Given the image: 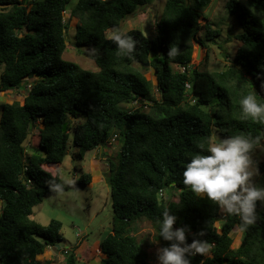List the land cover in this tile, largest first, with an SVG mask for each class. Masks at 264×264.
Segmentation results:
<instances>
[{
  "label": "trees",
  "instance_id": "16d2710c",
  "mask_svg": "<svg viewBox=\"0 0 264 264\" xmlns=\"http://www.w3.org/2000/svg\"><path fill=\"white\" fill-rule=\"evenodd\" d=\"M71 1L0 0V92L27 88L23 103L0 106V264H44L37 257L63 239L60 220L43 225L32 215L44 195L63 187L59 172L46 166L64 161L71 133L80 157L113 134L120 143L105 175L113 218L111 232L100 242V264H153L135 233L144 218L166 247L170 242L159 237L157 224L165 209L177 217L174 228L190 229L188 243L201 239L211 245L208 256L190 257L191 264H264V211L257 208V220L246 227L226 214L217 227L218 206L194 194L182 175L183 163L202 152L199 145L214 131L222 137L264 135V123L245 117L240 108L248 94L264 104V0L226 2L236 19L227 42L237 25L241 30L234 38L241 44L235 63L215 72L189 65L192 40L201 46L221 35L222 29L202 22V9L211 0H166L153 38L139 28L126 31L136 41L131 56L105 34L151 0ZM68 9V17L78 19L77 45L94 49L90 56L97 71L63 58ZM201 31L204 37L198 38ZM147 69L156 77L160 98L153 95ZM143 100L150 102L148 110L123 107ZM82 115L83 122L73 125ZM39 117L38 144L27 154L26 141ZM260 170L264 173V163ZM91 177L82 174L64 187L86 186ZM173 190L178 202L170 199ZM236 227L242 235L233 248ZM68 252L59 264H78L76 253Z\"/></svg>",
  "mask_w": 264,
  "mask_h": 264
},
{
  "label": "rangeland",
  "instance_id": "374dc122",
  "mask_svg": "<svg viewBox=\"0 0 264 264\" xmlns=\"http://www.w3.org/2000/svg\"><path fill=\"white\" fill-rule=\"evenodd\" d=\"M77 1L72 0L71 4H75ZM165 1L151 0L146 6L140 8L134 14L129 15L121 23L120 28L125 31L132 28H139L147 37L153 38L157 34L156 23L163 10ZM227 1L211 0L202 9V22L210 21L213 28L222 29V32L214 40H205L204 45L201 46L199 42L192 40L193 54L191 62L189 63L190 68L196 67L201 71L215 72L226 70L232 63H235L233 62L234 54L241 42L234 38V34L238 33L241 29L236 25L235 29L232 30V41L227 42L229 36L228 30L234 27V21L236 20L231 16L226 7ZM69 12L70 9L65 11L68 30L66 34L67 47L63 53V58L78 63L84 69L97 71L99 68L90 56L94 49L88 46L77 45L75 34L78 19L76 17L69 18ZM197 37L203 38L204 32L201 31ZM226 55H229V57ZM144 72L146 77L154 85V97L160 98L161 94L157 89V80L153 75L152 69H147ZM28 81L31 82V79ZM30 82L27 86L28 89L31 86ZM26 90L27 88L23 87L18 91L0 92V106L3 102L20 101V103H23ZM148 103L150 102L147 100L135 101L133 103H125L123 107L126 109L143 108L144 110H148ZM83 120L84 116L82 118L72 119V124L81 123ZM42 127V119L39 117L36 124L33 125L31 134L26 141L27 154L32 152L31 148H29L31 145L38 144L39 131ZM213 135L220 136L216 131H214ZM73 138V134L71 133L64 161L61 164L46 166L52 173L56 170L59 172L63 187L55 194L44 195L42 201L33 208L32 218L43 225H47L52 219H57L62 222L61 234L63 239L57 243L59 247L52 246L47 248L43 254L37 257L44 264H59L64 262L66 255L63 249H68V253L74 251L79 260L78 264H100L101 259L104 257L100 250V242L111 232L113 207L111 188L105 175L109 168L108 158L114 159L117 151L120 149L118 137H115L113 134L105 144L89 150L84 157H80L78 146H74L72 142ZM252 155L259 168V175L253 178L254 182L264 186V173L260 170V163H264V151L257 149ZM85 173H91L92 175L90 182L86 186L79 184L78 186L65 188L66 185L77 180ZM170 199L178 202L179 192L173 190ZM257 208L258 210L264 211V202H258ZM219 213L221 214L220 218L215 223L217 227L221 225L225 215L220 210ZM135 234L138 240L148 249L150 262L158 264L157 249L164 246L161 241L156 239L155 226L144 218L140 219L138 222V231ZM241 235L240 230L236 227L232 232L234 239L233 248H236L240 244Z\"/></svg>",
  "mask_w": 264,
  "mask_h": 264
},
{
  "label": "clouds",
  "instance_id": "9594fccd",
  "mask_svg": "<svg viewBox=\"0 0 264 264\" xmlns=\"http://www.w3.org/2000/svg\"><path fill=\"white\" fill-rule=\"evenodd\" d=\"M105 39L129 56L136 45V41L120 27L107 32ZM173 54L174 50L168 52L169 56ZM240 108L245 117L264 123V104L258 103L254 94L243 96ZM199 147L202 152L191 155L183 163V184L200 198L212 201L225 215L238 216L242 226L255 223L257 204L264 202V186L254 182L259 168L252 154L257 149L264 151V135H210L206 145ZM176 221L177 217L168 209L157 221L159 237L170 242L157 249L158 264H191L190 257L208 256L211 245L201 239L188 243L186 232L190 229L186 226L174 228Z\"/></svg>",
  "mask_w": 264,
  "mask_h": 264
},
{
  "label": "built area",
  "instance_id": "2783aa9c",
  "mask_svg": "<svg viewBox=\"0 0 264 264\" xmlns=\"http://www.w3.org/2000/svg\"><path fill=\"white\" fill-rule=\"evenodd\" d=\"M185 68L184 67H182V70H184ZM115 137H117L116 135H115ZM161 194H162V192H161ZM68 251V249H64V252H67Z\"/></svg>",
  "mask_w": 264,
  "mask_h": 264
},
{
  "label": "water",
  "instance_id": "95a60500",
  "mask_svg": "<svg viewBox=\"0 0 264 264\" xmlns=\"http://www.w3.org/2000/svg\"><path fill=\"white\" fill-rule=\"evenodd\" d=\"M148 64H149V63L147 62L146 65H148ZM66 125H67V124L65 123V124H64V129H65ZM57 247H59V246H57Z\"/></svg>",
  "mask_w": 264,
  "mask_h": 264
}]
</instances>
